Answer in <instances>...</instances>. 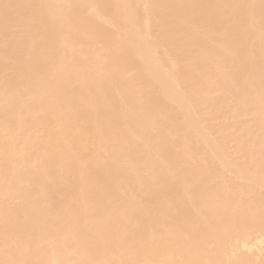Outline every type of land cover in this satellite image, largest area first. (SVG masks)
I'll use <instances>...</instances> for the list:
<instances>
[{
  "label": "bare ground",
  "instance_id": "1",
  "mask_svg": "<svg viewBox=\"0 0 264 264\" xmlns=\"http://www.w3.org/2000/svg\"><path fill=\"white\" fill-rule=\"evenodd\" d=\"M0 264H264V0H0Z\"/></svg>",
  "mask_w": 264,
  "mask_h": 264
}]
</instances>
